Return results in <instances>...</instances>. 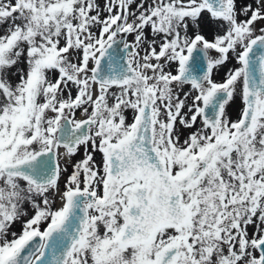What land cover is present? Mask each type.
I'll return each instance as SVG.
<instances>
[{
  "label": "snow or ice",
  "instance_id": "1",
  "mask_svg": "<svg viewBox=\"0 0 264 264\" xmlns=\"http://www.w3.org/2000/svg\"><path fill=\"white\" fill-rule=\"evenodd\" d=\"M0 264H264V0H0Z\"/></svg>",
  "mask_w": 264,
  "mask_h": 264
},
{
  "label": "rangeland",
  "instance_id": "2",
  "mask_svg": "<svg viewBox=\"0 0 264 264\" xmlns=\"http://www.w3.org/2000/svg\"><path fill=\"white\" fill-rule=\"evenodd\" d=\"M19 227H20L19 225L14 226V229L13 230H18Z\"/></svg>",
  "mask_w": 264,
  "mask_h": 264
}]
</instances>
